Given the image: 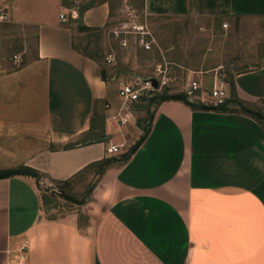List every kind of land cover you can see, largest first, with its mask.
I'll return each instance as SVG.
<instances>
[{
	"label": "crops",
	"instance_id": "obj_1",
	"mask_svg": "<svg viewBox=\"0 0 264 264\" xmlns=\"http://www.w3.org/2000/svg\"><path fill=\"white\" fill-rule=\"evenodd\" d=\"M111 3L0 0L10 21L34 28L35 60L44 69L38 87L14 76L0 80V170L23 166L41 176L0 178V264H264V126L244 111L162 97L137 101L134 118L118 125L117 82L137 75L103 79L101 70L116 63L115 55L107 64V52L93 59L74 48L73 25L103 30ZM140 10L147 17H204L232 27L236 20L264 19V0H141ZM173 47L163 46V53ZM190 72L188 81L200 80L201 91L188 99L210 102L217 75ZM233 87L243 104L264 110V57L234 73ZM184 88L173 83L162 93ZM225 107L238 106L228 101ZM149 114V131L128 156ZM37 134H46L47 145L37 146ZM69 142L82 143L64 148ZM114 143L125 145L107 151ZM94 162L102 163L89 167ZM65 180L76 202L57 193L56 182ZM90 181L96 184L83 199L80 187ZM51 194L79 208L57 212L47 205Z\"/></svg>",
	"mask_w": 264,
	"mask_h": 264
},
{
	"label": "rangeland",
	"instance_id": "obj_2",
	"mask_svg": "<svg viewBox=\"0 0 264 264\" xmlns=\"http://www.w3.org/2000/svg\"><path fill=\"white\" fill-rule=\"evenodd\" d=\"M140 2L112 0L111 20L103 30L79 31V25H73L76 47L101 59L104 52L114 53L116 63L107 65L109 68L104 70L108 76L118 73L125 79L138 74L145 77L156 74L160 67L164 72L160 76L165 74L169 78L171 86L165 89L168 92L173 83L178 86L187 83L188 76L193 75L190 69L202 71L207 77L216 74L228 83L237 71L263 61L264 19L236 20L232 27H223L222 22L204 17H147L140 10ZM140 31L147 32L143 38L150 42L149 49L140 45ZM124 38L126 45L122 46L120 41ZM36 43L32 26L12 22L9 17L0 20V80L14 76L15 80H30L37 87L41 86L44 69L36 64ZM168 45L174 46L172 51L176 54L172 51L163 53L162 47ZM214 64H217L214 70H206ZM15 71L16 75H12ZM25 85V81L20 85L22 93ZM7 94H13V91ZM3 99L0 95V100ZM36 140L38 147L47 145L46 134H37ZM5 145L10 147L12 140L6 138ZM95 184L96 181L82 184L80 196L89 198L91 192L87 188ZM76 193L73 191L72 195L77 196ZM50 199L47 205L56 208L57 212L78 207L52 194Z\"/></svg>",
	"mask_w": 264,
	"mask_h": 264
},
{
	"label": "built area",
	"instance_id": "obj_3",
	"mask_svg": "<svg viewBox=\"0 0 264 264\" xmlns=\"http://www.w3.org/2000/svg\"><path fill=\"white\" fill-rule=\"evenodd\" d=\"M69 17L75 19L77 17V12L75 9L69 10ZM8 18L7 11L0 6V20H5ZM60 21L64 22L67 20V15L65 12H60L58 15ZM226 26V24H223ZM146 31H140V40L139 43L145 49L150 48V42L143 38V35H146ZM121 45H126V39L121 40ZM104 61L107 64H112L114 62V53L109 51L104 57ZM161 71L160 67L157 69L156 74L149 77H139L135 76L131 80H118L117 85V96L119 100L118 108L114 114V118L118 125H125L134 118V104L139 100H148L152 96L162 93L165 89L171 85L168 82L169 78H166L165 74L160 76ZM150 77H153L157 81V86L154 87L150 81ZM224 81L220 78L213 80L211 88L209 90V95L212 98L210 102L206 100H201L203 104H221L226 100V89ZM198 91H201V82L198 79H190L184 88V94L186 97L194 96ZM125 143L119 144H110L106 149L109 152H118ZM23 258V255H21Z\"/></svg>",
	"mask_w": 264,
	"mask_h": 264
},
{
	"label": "water",
	"instance_id": "obj_4",
	"mask_svg": "<svg viewBox=\"0 0 264 264\" xmlns=\"http://www.w3.org/2000/svg\"><path fill=\"white\" fill-rule=\"evenodd\" d=\"M150 81L152 82V85L154 87L157 86V81L155 78L150 77L149 78ZM160 97L162 98H170V99H179V100H183L186 103H188L189 105L196 107V108H202V109H222L226 106L228 101H233L237 104L238 107H240L244 112H246L247 114L258 118L260 120H262L264 122V114H262L261 112H259L258 110L251 108L245 104H243L240 101H234L232 99L226 100L225 102L221 103V104H203V103H197L194 101L189 100L186 95L183 92H178V93H162L160 94ZM152 120V114H149L147 119H146V130L145 132L142 134V136L130 147V149L127 152V155L129 156L137 147L138 145L144 140V138L146 137L149 128H150V123ZM17 174H21V175H29L32 176L34 178H36L37 180L40 179V174L35 171L32 170L30 168H26V167H17V168H12V169H6V170H0V178L1 177H8V176H12V175H17ZM62 196L68 200L74 201L76 202V200H74L73 198H71L70 196H66L63 195Z\"/></svg>",
	"mask_w": 264,
	"mask_h": 264
},
{
	"label": "trees",
	"instance_id": "obj_5",
	"mask_svg": "<svg viewBox=\"0 0 264 264\" xmlns=\"http://www.w3.org/2000/svg\"><path fill=\"white\" fill-rule=\"evenodd\" d=\"M79 9V8H77ZM79 13H81V10L79 11ZM90 28L87 27V26H84V25H79L78 26V30L79 31H86V30H89ZM74 48L78 49L75 45H74ZM81 50V49H80ZM82 52H84L83 50H81ZM85 53V52H84ZM87 55V54H86ZM89 57H92L93 59H95V57L91 56L88 54ZM101 77L104 79L105 78V74H104V71L103 69L101 70ZM230 85V98L234 101H240V99L236 96V93L234 91V87H233V77L231 79H229L227 81ZM155 98H161L160 97V94H156L155 96L151 97V99H155ZM163 99V98H161ZM241 102V101H240ZM254 109L258 110L259 112H261L262 114H264V110H262L260 107H255ZM222 111H232V110H239V111H243L240 107H237L235 109H232V108H229V107H224L221 109ZM255 118V117H254ZM256 120H258L263 126H264V122L258 118H256ZM82 142H69V143H66L63 145L64 148H67V147H71V146H75L77 144H81ZM52 147H55L52 145ZM102 162H94L92 164L89 165V167H93V166H99ZM23 167V166H21ZM69 181L68 180H65V181H58L56 182V186H57V193L58 194H63V195H67V196H70V193L67 192V190L64 188V185H66Z\"/></svg>",
	"mask_w": 264,
	"mask_h": 264
}]
</instances>
